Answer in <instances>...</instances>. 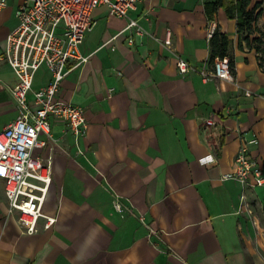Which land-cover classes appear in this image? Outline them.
<instances>
[{
  "label": "crops",
  "instance_id": "obj_1",
  "mask_svg": "<svg viewBox=\"0 0 264 264\" xmlns=\"http://www.w3.org/2000/svg\"><path fill=\"white\" fill-rule=\"evenodd\" d=\"M20 1L0 13V53ZM215 1L144 0L129 13L144 34L106 5L93 10L80 46L89 59L69 60L58 92L85 108V132L76 140L68 124L52 120V136L34 150L52 158L43 213L56 221L46 227L42 217L37 233L23 232L0 178V264H264V186L224 178L253 139L264 174V67L254 47L239 46L237 18L223 7L211 12ZM257 2L264 9V0L249 8ZM212 24L231 39L233 81L199 72L214 68ZM256 24L264 31V11ZM177 56L197 71L181 74ZM50 79L41 67L34 89ZM0 80L1 131L18 117L9 89L18 78L4 60Z\"/></svg>",
  "mask_w": 264,
  "mask_h": 264
},
{
  "label": "built area",
  "instance_id": "obj_2",
  "mask_svg": "<svg viewBox=\"0 0 264 264\" xmlns=\"http://www.w3.org/2000/svg\"><path fill=\"white\" fill-rule=\"evenodd\" d=\"M9 0H0V13L8 6ZM144 0H21L16 16L18 25L8 35L0 60L13 70L18 82L9 86L16 102L18 117L0 131V178L4 179L9 215L15 217L22 231L37 233L39 221L47 218L46 227L56 221L47 217L43 206L53 181L52 158L35 155L37 147L46 145L42 135L52 136V120L66 123L76 140L87 127L85 108L71 100L58 96L64 78L70 72V59H78L76 66L86 63L89 56L80 54V46L95 25L93 10L106 5L110 12L119 17L129 18L127 28H136L138 33L147 31L137 19L129 17ZM216 31L212 24L209 38ZM132 42V39H130ZM172 48L171 29L164 40ZM46 66L51 79L45 85L34 89L36 74ZM176 66L181 74L197 69L184 57L177 56ZM205 80L220 78L234 80L230 58L217 57L212 71L201 70ZM3 82L0 80V87ZM110 96L113 89L110 90ZM247 94L251 92L248 90ZM214 124L212 117L206 120ZM257 139L244 141L236 155V170L224 178H235L244 186H264L262 167L254 159L250 144ZM117 210L122 206L115 203Z\"/></svg>",
  "mask_w": 264,
  "mask_h": 264
},
{
  "label": "trees",
  "instance_id": "obj_3",
  "mask_svg": "<svg viewBox=\"0 0 264 264\" xmlns=\"http://www.w3.org/2000/svg\"><path fill=\"white\" fill-rule=\"evenodd\" d=\"M251 0H216L211 4V12L223 7L227 15L238 20V33L240 37L239 46L243 48L242 40L250 47H254L259 53L261 67H264V31L257 26L256 21L263 13L262 2H257L253 8H249ZM231 39L229 35L222 32L219 27L211 38V59L217 57H229V46ZM232 71L235 73V64L231 60Z\"/></svg>",
  "mask_w": 264,
  "mask_h": 264
},
{
  "label": "rangeland",
  "instance_id": "obj_4",
  "mask_svg": "<svg viewBox=\"0 0 264 264\" xmlns=\"http://www.w3.org/2000/svg\"><path fill=\"white\" fill-rule=\"evenodd\" d=\"M42 70H43V69H42ZM42 70H41V71H42Z\"/></svg>",
  "mask_w": 264,
  "mask_h": 264
}]
</instances>
